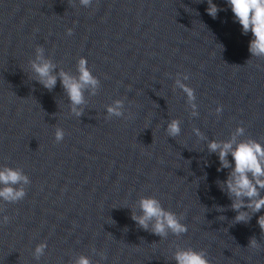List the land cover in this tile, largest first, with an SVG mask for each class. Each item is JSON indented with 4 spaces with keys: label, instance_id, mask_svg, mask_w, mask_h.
I'll return each mask as SVG.
<instances>
[{
    "label": "water",
    "instance_id": "water-1",
    "mask_svg": "<svg viewBox=\"0 0 264 264\" xmlns=\"http://www.w3.org/2000/svg\"><path fill=\"white\" fill-rule=\"evenodd\" d=\"M213 3L222 9L215 19L207 0H0V168L30 179L22 200H0V264H74L80 255L92 264H176L177 246L205 250L210 264H264V209L233 224L237 213L217 184L229 169L218 172L207 150L238 126V139L264 145V58L251 56L252 34H242L226 0ZM38 46L73 75L86 57L99 79L79 118L59 80L52 91L35 80ZM177 74L194 90L197 116ZM117 99L124 116L109 118ZM173 119L175 138L166 132ZM142 196L183 215L188 231L161 239L139 227L132 213Z\"/></svg>",
    "mask_w": 264,
    "mask_h": 264
},
{
    "label": "clouds",
    "instance_id": "clouds-1",
    "mask_svg": "<svg viewBox=\"0 0 264 264\" xmlns=\"http://www.w3.org/2000/svg\"><path fill=\"white\" fill-rule=\"evenodd\" d=\"M234 14L235 21L242 26V34H252L249 42V52L251 56L264 58V0H226ZM85 7L92 4V0H79ZM208 7L206 12L213 19L217 18L220 9L213 0H207ZM73 29L69 28L67 34L71 35ZM44 48H36L35 59L29 61L30 68L35 74V80L44 88L52 91L59 80L64 92L70 102V111L77 118L83 115V107L87 104L85 92L96 95L100 87L99 79L92 74L88 67L86 57H80L77 62V75L60 69L57 71V64L44 55ZM181 74H177L175 87L181 89L188 98L192 107V115L197 116L196 97L194 90L183 83ZM189 79L188 75H183V80ZM107 116L110 118L124 116V101L117 99L106 107ZM222 107L216 108L219 115ZM181 121L173 119L167 123L166 132L169 137L175 138L181 133ZM193 132L200 140H207V137L199 130L194 128ZM245 129L238 126L228 140L212 139L207 143L209 154H216L219 159L220 167L217 171L229 169L226 180L217 181L221 191L225 192L232 201L229 206L237 214L233 218V224L248 223L252 216L264 209V145L256 139H238L243 136ZM64 130L56 128L55 140L60 142L64 139ZM229 155L232 161L228 159ZM30 184L29 177L20 168L4 166L0 168V200L15 203L26 196L25 185ZM139 214L132 213V219L137 225L145 230H150L161 239L166 238L169 233L180 236L188 231L186 224L182 223L183 215L166 210L159 199L154 196L141 197L137 202ZM218 212H225L228 208L217 206ZM221 221L226 217H218ZM9 217L5 216L3 222L7 223ZM258 224L264 230V215L259 216ZM255 247V241H252ZM47 248L46 243H40L35 247L34 256L37 260L44 254ZM95 251V249L93 250ZM101 258L104 254L100 253ZM173 260L176 264H210L205 250H195L192 247L180 248L177 246L173 253ZM74 264H92L91 260L84 255L78 256Z\"/></svg>",
    "mask_w": 264,
    "mask_h": 264
}]
</instances>
